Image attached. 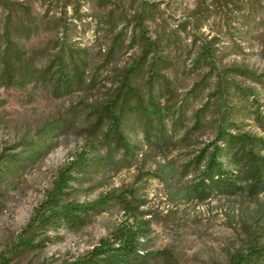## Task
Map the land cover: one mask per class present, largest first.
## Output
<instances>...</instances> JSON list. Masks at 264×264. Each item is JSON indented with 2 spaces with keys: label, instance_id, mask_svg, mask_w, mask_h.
<instances>
[{
  "label": "rangeland",
  "instance_id": "obj_1",
  "mask_svg": "<svg viewBox=\"0 0 264 264\" xmlns=\"http://www.w3.org/2000/svg\"><path fill=\"white\" fill-rule=\"evenodd\" d=\"M138 13L147 16V35L163 40L161 54L171 64L164 73L177 100L206 71L190 69L195 47L213 37L223 51L219 64L264 77V0H0V44L8 39L19 49L7 70L0 67V264L79 260L128 217L126 203L149 220L135 264H229L249 244L264 247V193L186 202L174 198L180 184L167 185L163 172L168 161L180 165L185 152L167 160L141 143L135 125L140 145L131 152L100 140L106 119L98 109L139 55L131 43ZM69 53L82 76L66 83L57 59ZM252 85L264 101L260 85ZM82 149L87 166L72 172L61 203L112 200L73 227L25 230L59 168Z\"/></svg>",
  "mask_w": 264,
  "mask_h": 264
},
{
  "label": "trees",
  "instance_id": "obj_2",
  "mask_svg": "<svg viewBox=\"0 0 264 264\" xmlns=\"http://www.w3.org/2000/svg\"><path fill=\"white\" fill-rule=\"evenodd\" d=\"M145 20L147 16L141 13L133 17L131 43L137 46L139 55L121 75L111 98L98 109L106 119L100 140L131 152L140 145L134 143L131 134L135 125L141 143L159 150L167 160L176 151L185 152L180 165L176 167L168 161L163 172L167 185L180 184L174 190V198L186 202L264 193V101H259L258 89L252 85H260L264 93V77L240 66L219 64L223 51L214 47L217 39L213 37L195 47L190 69L207 68L206 71L177 100L173 78L164 73L171 64L161 54L163 40L147 35ZM122 42L123 37L115 39V44ZM18 52L8 39L2 38L0 67L7 70ZM57 60L60 79L70 83L69 75L81 78L75 54L59 56ZM68 66L70 72L64 70ZM209 80L211 89L201 101L199 96L209 87ZM204 135L209 136L207 141L200 140ZM85 166L87 151L82 149L59 168L52 188L35 207L25 230L61 224L73 227L83 222V217L108 205L112 200L109 195L91 203H61L68 182L73 179L72 172ZM131 206L126 203L128 217L107 237L101 238L83 258L69 264L138 262L143 256L141 249L149 232V220L137 216ZM258 260H264V247L249 244L246 251L231 254L229 264H254Z\"/></svg>",
  "mask_w": 264,
  "mask_h": 264
}]
</instances>
